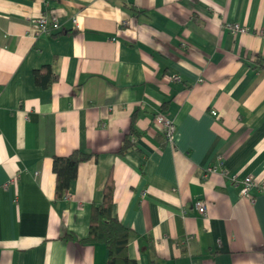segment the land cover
Returning <instances> with one entry per match:
<instances>
[{"label": "crops", "instance_id": "0c3cea01", "mask_svg": "<svg viewBox=\"0 0 264 264\" xmlns=\"http://www.w3.org/2000/svg\"><path fill=\"white\" fill-rule=\"evenodd\" d=\"M256 57L264 0H0V264H103L79 240L109 174L136 264H264V194L238 196L264 183ZM133 113L136 150L117 154ZM73 150L94 157L55 199L51 158Z\"/></svg>", "mask_w": 264, "mask_h": 264}, {"label": "trees", "instance_id": "16d2710c", "mask_svg": "<svg viewBox=\"0 0 264 264\" xmlns=\"http://www.w3.org/2000/svg\"><path fill=\"white\" fill-rule=\"evenodd\" d=\"M261 62L260 58H255V63L258 64L259 69H264V65ZM41 70L46 72V82L41 85L42 87H47L52 79L48 77L49 75L47 76L48 68ZM34 80L37 84L40 83L38 71L34 72ZM134 117L135 113L129 119L128 132L124 135L117 154L121 155L128 150H136L130 142V138L139 136L134 129ZM93 157L91 153L73 150L66 156H53L51 158V172L54 176L53 197L55 199L66 196L70 183L76 178L78 165ZM113 189L112 177L109 174L102 186L100 203L93 204L90 207L86 237L79 241L103 246L106 251V258L103 264H136L135 260L130 258L127 253L129 230L111 214ZM66 236L72 238L69 234Z\"/></svg>", "mask_w": 264, "mask_h": 264}, {"label": "built area", "instance_id": "2783aa9c", "mask_svg": "<svg viewBox=\"0 0 264 264\" xmlns=\"http://www.w3.org/2000/svg\"><path fill=\"white\" fill-rule=\"evenodd\" d=\"M31 24L33 25V28L36 31V33H47L49 32L50 26H53L54 28H56V21L54 19H51L50 21H48V19L45 17H40L35 20H32ZM225 27L230 33H234V34L247 33V30L245 28L240 27L238 25H226ZM211 115L215 117L216 113L211 112ZM153 123L157 127L160 134L163 136L165 142H168V143L172 142L174 131H175L173 123L169 119H167L164 115H161V114H158L157 116L154 117ZM215 172H216V169L214 167L206 166L204 168L203 178H206L207 175L213 174ZM220 174H223V172L221 171ZM251 188H256L259 192L264 194V183L262 182L256 185L252 181L251 177L247 176L243 178L239 184L238 196L245 198L248 201H252L253 197H251L248 194ZM194 207L199 214H204L205 205L202 200H197L194 204Z\"/></svg>", "mask_w": 264, "mask_h": 264}]
</instances>
